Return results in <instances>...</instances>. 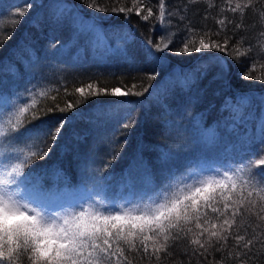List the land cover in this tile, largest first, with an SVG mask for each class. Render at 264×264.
<instances>
[{
  "label": "trees",
  "instance_id": "1",
  "mask_svg": "<svg viewBox=\"0 0 264 264\" xmlns=\"http://www.w3.org/2000/svg\"><path fill=\"white\" fill-rule=\"evenodd\" d=\"M29 2L34 7L15 26L10 39L0 47V104L6 101L9 106H22L20 100L28 95L26 90L35 87L36 92L27 100V104L31 105L34 99L36 107L30 108L27 116L30 119L33 114H40L41 118L33 120L27 127L34 128L43 124L54 127L61 117L72 118L74 113L75 118L65 125L49 155L44 159H36L26 169L30 175L21 186L22 191L27 188L32 191L42 190L45 194L42 203L57 211L70 210L79 205L87 206L100 198L113 201L112 205L122 206L130 202L138 203L141 197L151 195L154 189L164 183L169 170L178 179L182 174L200 171L208 173L219 165H233L234 161L254 160L264 156V143L260 142L253 143L252 154L246 155L247 137H240L245 141L244 147H241L235 135L230 134L225 127V122L230 118L228 111L224 110L222 115L225 96H231L235 101L238 95H248L254 110L259 113V98L264 96V82L243 79L244 73L250 71L255 52L252 57L241 56L236 59L215 50L192 53L191 58L168 51L163 54L168 57L163 67L145 62L140 65L145 71H136L126 63L124 50L127 49L142 60L146 42H155L164 35L161 23L155 18L143 21L135 13L125 19L123 13L94 12L82 0H0V39L12 31L16 19L11 15L13 6H23ZM212 2L215 7L210 9L204 0L195 4L189 3V0H166L167 11L172 13L166 17L164 25L168 30L166 42L173 39L175 34L172 47L179 48L187 25L215 32L219 28L216 20L226 16L234 23L244 25L231 43L234 44L243 36L246 41L244 48L248 47L247 42L255 44L259 32L264 30V21L258 15L264 11V0H255L254 8L243 17L231 12L220 13L224 0ZM58 3L75 6L73 12L79 10L85 18L93 15L103 17L107 40L98 44L94 41L89 45L78 43L67 26L60 27L54 23L53 5ZM123 3L131 6L132 0H123ZM149 6L158 9L159 0H151ZM180 16L185 19L180 20ZM168 20L171 24L167 23ZM33 22L39 27L34 26ZM228 29L231 35L232 25H228ZM201 34V31H196L191 37L198 41ZM213 38L222 40L223 33ZM212 57L217 59L212 60ZM225 63V78L213 81ZM196 64L207 65L209 74L199 82L201 95L198 102L187 104L188 93L181 92L178 86L181 69ZM151 71L160 72L165 83L177 84L176 95L168 99L166 113H160L156 107L158 90L153 87L150 89L151 95L146 93L144 97H92L80 103L73 111L42 114L50 106H64L66 101L81 100L74 89L82 84L99 80L100 86L112 87L118 86L123 79L128 85L143 82L147 86L146 72ZM261 74L264 72L257 65L252 75ZM152 83L158 84L159 78ZM65 86L70 95H65ZM163 86L160 85L161 91ZM41 92L44 95H40ZM105 99H121L133 103L116 105L119 111L112 119L97 123L95 121L100 105L96 101ZM7 119L5 115V128ZM126 119L135 121L131 128L124 129L121 126ZM245 127L251 135V124ZM204 129L214 130L215 136L204 135ZM256 138L259 140L258 134ZM117 139L120 144L115 143ZM33 143L35 140H25L17 147L27 149ZM47 143H52L50 136L47 137ZM106 147L114 148L119 153L110 168H105V161L109 158L105 152ZM74 200L77 205L67 206V201ZM253 229L264 232V221L245 211L244 216L237 218V225L231 230L222 251H216V248L224 244L219 242L203 255L199 254L203 252L202 249L193 254L187 240H179L173 242L171 256L161 254V261L157 262L153 258L151 264H235L227 256L229 251L233 254L236 251L234 236L239 233L251 238ZM258 248V245L253 248L254 255L250 264H264V255L260 254ZM128 259L132 264H150L134 252L128 253Z\"/></svg>",
  "mask_w": 264,
  "mask_h": 264
},
{
  "label": "snow or ice",
  "instance_id": "2",
  "mask_svg": "<svg viewBox=\"0 0 264 264\" xmlns=\"http://www.w3.org/2000/svg\"><path fill=\"white\" fill-rule=\"evenodd\" d=\"M88 8L99 13H123L125 19L135 13L143 21L151 18L161 23L162 35L157 41L148 40L143 46V59L136 54L124 50L123 57L126 63L136 71H145L140 67L142 63H155L163 67L168 60L164 53L171 51L174 55L191 58L192 53L209 51L223 52L239 59L241 56L255 58L252 60L250 71L244 73L243 79H255L264 82V74L252 75L259 65L264 72V30L259 32V39L255 44L246 43L243 36L234 44L231 43L238 30L244 28L242 23H234L226 16L217 19L219 28L213 32L195 29L191 24L186 26L184 39L179 48H173V39L166 42L167 28L164 27L166 17L172 15L167 11L166 0H159L158 9L151 6V0H132L131 6H125L123 0H82ZM200 0H189L195 4ZM208 7L214 8L212 0H204ZM255 0H224L220 13L231 12L245 16L254 8ZM42 6V5H37ZM34 7L29 2L23 6H13L11 15L16 17L11 32L0 39V47L4 41L10 39L22 18ZM75 6L67 4L53 5L54 23L57 26H67L78 43L85 45L98 44L107 40L103 27V17L95 15L85 18L79 10L73 12ZM179 11V10H177ZM264 21V11L258 13ZM185 17L180 16V20ZM207 19V16H205ZM171 24V21H167ZM34 26L39 27L33 22ZM228 25H232V34H229ZM201 31L199 40L192 39L191 34ZM223 33V38L220 37ZM243 48V50H241ZM216 60V57H212ZM175 71V70H173ZM227 71L226 63L221 66V72L216 73L213 81L224 79ZM209 74V68L204 64H196L187 69H181L179 89L187 92V104L198 102L201 90L198 85ZM154 85L152 82L158 81ZM135 79V78H133ZM147 86L143 82L125 84L123 79L118 86H100V81H90L75 87L74 92L81 100L66 101L64 106L56 104L42 111L43 115L59 111L67 113L78 108L80 103L92 97H144L151 95L150 89L158 90L156 107L160 113L168 110V99L176 95L177 84L165 83L158 71L146 72ZM163 84L162 91L160 85ZM142 90H138L141 89ZM28 95L20 100L22 106H9L5 101L0 104V264H132L128 253L140 254L141 259H147L150 264L153 258L161 261V254L171 256L173 242L187 240L192 246L193 254L198 249L207 253L215 243L224 242L216 251H222L226 246L231 230L237 225V218L242 217L245 211L264 221V156L259 159H241L234 161L233 165H219L208 173L192 172L176 176L171 174L164 178V183L152 194L141 197L138 203H129L122 206L109 205L93 201L87 206L79 205L70 210L57 211L46 207L36 199L30 198L27 189L21 190L30 173L26 171L36 159L47 157L55 142L69 120L67 116L61 117L54 127L43 124L34 128L27 127L33 120H40V114H33L29 119L27 114L30 108L36 107L33 99L31 105L27 104L36 92V88L26 90ZM65 95H70L64 87ZM40 95H44L43 92ZM55 99V98H53ZM258 105L260 111L254 110L252 100L248 95H238L235 101L231 96H225L222 102V115L226 110L229 119L225 127L230 134H234L237 143L244 147L245 141L240 137H247L246 155H251L253 143H264V96L260 97ZM100 105L97 112V123L112 119L118 113V104L133 103L121 99H105L96 101ZM140 103H143L140 101ZM7 115V127L4 119ZM201 120L204 119L200 114ZM120 123V121H117ZM135 121L125 120L124 129L131 128ZM219 125V121H217ZM251 124L252 134L249 135L245 125ZM243 129V131H241ZM203 134L214 137L215 131L204 129ZM257 134L259 140H257ZM52 143H47V137ZM79 140L80 137H77ZM25 140H35L31 147L19 148ZM116 144H120L117 139ZM6 146V147H5ZM123 147V145H120ZM235 147V144H233ZM35 149V150H33ZM264 151V149H262ZM109 157L105 161V168H110L112 162L118 158L119 153L114 148H105ZM258 227V226H257ZM253 235L237 233L234 236L236 251H229L228 259L235 264H250L253 258V248L259 246L258 251L264 255V232L253 229ZM222 264V262H217Z\"/></svg>",
  "mask_w": 264,
  "mask_h": 264
},
{
  "label": "rangeland",
  "instance_id": "3",
  "mask_svg": "<svg viewBox=\"0 0 264 264\" xmlns=\"http://www.w3.org/2000/svg\"><path fill=\"white\" fill-rule=\"evenodd\" d=\"M27 191H28V193H30L31 194V196H30V198H32V199H36V200H38L39 202H41L42 203V199L44 198V193L42 192V190H35V191H32V190H30V189H28L27 188ZM67 197H68V194L66 195ZM70 198V197H69ZM98 202H100V203H107V204H109V205H112V203H114L113 201H110V200H108V199H105V198H100L99 200H98ZM46 207H50V206H48V205H46V204H44ZM75 205H77V201L76 200H74V201H67V206H69V207H73V206H75Z\"/></svg>",
  "mask_w": 264,
  "mask_h": 264
}]
</instances>
